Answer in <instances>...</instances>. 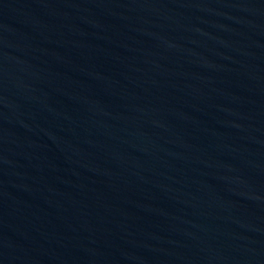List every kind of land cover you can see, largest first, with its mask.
I'll return each instance as SVG.
<instances>
[{"label":"water","instance_id":"95a60500","mask_svg":"<svg viewBox=\"0 0 264 264\" xmlns=\"http://www.w3.org/2000/svg\"><path fill=\"white\" fill-rule=\"evenodd\" d=\"M0 264H264V0H0Z\"/></svg>","mask_w":264,"mask_h":264}]
</instances>
